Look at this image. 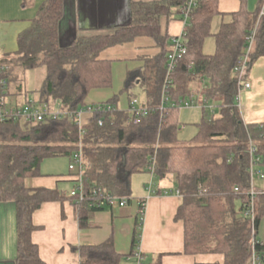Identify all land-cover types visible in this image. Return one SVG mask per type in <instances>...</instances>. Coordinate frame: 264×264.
<instances>
[{"label":"trees","instance_id":"16d2710c","mask_svg":"<svg viewBox=\"0 0 264 264\" xmlns=\"http://www.w3.org/2000/svg\"><path fill=\"white\" fill-rule=\"evenodd\" d=\"M240 9L225 14L220 0H199L187 32L188 52L171 75L167 111L162 114L163 87L168 68L171 37L168 24L176 8L187 0L133 2L132 20L114 32L78 36L68 44L61 41L60 22L64 0H47L31 25L18 36V50L4 55L8 94L19 96L22 103L35 101L64 110H75L86 104L94 89L108 88L113 83L112 60L100 54L113 46L133 41L139 36L155 39L161 51L148 57L141 70L130 72L124 91L130 100L145 93L142 105L148 112L139 124L125 125L126 113H117L114 123L100 126L96 115L89 116L84 128L83 155L87 199L80 205L74 197L55 188L32 187L28 181L43 175L41 165L50 158L71 159L79 148V127L69 118H46L33 123L24 120H0V202L12 201L17 206L18 255L15 264H47L40 247L33 240L39 228L33 215L48 201L71 200L76 207L80 228L92 226V216L105 209L90 192L102 189L132 198L135 174L148 173L155 155L156 178H170L180 192L181 203L176 219L184 224V249L188 254H222L223 263L251 264L255 249L264 264V243L257 233L264 218V190L251 196L250 140L257 146V155L264 166V123L246 124L241 116L236 71L242 50L258 22L263 0L251 11L249 0H239ZM221 18L216 31L214 20ZM214 37L215 52L207 54V38ZM264 55V17L251 52L248 73L254 62ZM45 69V79L32 92L26 90V73ZM206 78L203 97L219 104L220 115L207 118L202 109L197 133L184 142L179 137V104L194 93L197 78ZM117 99L105 102L115 103ZM18 103V104H22ZM205 188L204 191L202 189ZM158 188L156 193H158ZM254 201L255 222L245 215ZM138 221L130 255H134L142 238ZM81 264H125L111 237L100 244H84L78 248ZM154 264H162V254Z\"/></svg>","mask_w":264,"mask_h":264},{"label":"crops","instance_id":"0c3cea01","mask_svg":"<svg viewBox=\"0 0 264 264\" xmlns=\"http://www.w3.org/2000/svg\"><path fill=\"white\" fill-rule=\"evenodd\" d=\"M46 1L0 0L1 58L18 50L19 34L31 25ZM134 1L158 0H64V14L60 22L61 41L68 44L78 36L107 34L129 24L132 20L131 6ZM260 4L258 0L256 8L250 10H257ZM240 5L239 0H220L219 8L228 14L239 10ZM175 12L168 24L171 38L179 35L184 29L179 7ZM160 51L161 48L155 39L149 36H139L133 41L104 50L100 58L112 60L113 83L108 88L92 90L87 99L88 104L115 98V104L125 109L130 101L128 93L124 91L128 74L143 69L147 58L158 55ZM248 81L251 87L240 93L241 116L246 124L264 123V55L252 65ZM206 86V78H197L193 94L202 98V90ZM18 97L9 95V101L12 104L21 103ZM260 169L264 170V166ZM262 180L264 181V178ZM29 182L32 187L58 188L67 194L74 186L69 169L62 174L43 173ZM146 182L143 184L144 192L135 196L132 194L135 200L127 206L96 211L92 216V226L87 229L80 228L77 210L71 200L43 203L33 215V221L39 228L32 235L34 242L40 247L41 257L47 264H81L78 251L81 245L100 244L112 237L116 250L126 255L125 262L137 264L136 258L130 254L134 233L140 220L137 200L145 199L140 243L145 264H148L149 259V264H154L161 254L162 264L223 263L225 257L222 254L185 252L184 224L176 219L181 196L177 194L173 181L170 178H156V189L158 188L159 192L150 195ZM257 190H264V182ZM257 239L264 243V218L260 223ZM17 255V206L12 201L0 202V264H15Z\"/></svg>","mask_w":264,"mask_h":264},{"label":"built area","instance_id":"2783aa9c","mask_svg":"<svg viewBox=\"0 0 264 264\" xmlns=\"http://www.w3.org/2000/svg\"><path fill=\"white\" fill-rule=\"evenodd\" d=\"M199 0H187L184 6L179 7V10L183 17L184 29L176 36L171 38V50L168 54V68L166 79L163 87V96L160 110L162 114L167 111V106L170 101L168 96L169 87L172 83L171 75L177 67L179 61L188 52L187 47V32L186 29L189 27L192 21V16L198 8ZM264 17V0L261 4V9L258 17V22L255 28L252 30L248 37V42L242 50V57L239 65L236 68L238 74L239 82V94L238 103L240 108V93L243 90L249 89L251 83L248 81V69L250 63L251 52L253 49L258 24L260 19ZM6 66L2 64L0 57V120L14 119V120H24L33 123L40 122L46 118H69L76 122L80 131V142L79 148L72 155L68 169L72 174L74 186L70 191V196L74 197V202L77 205L82 204L88 196V192L85 187L84 172L86 168V163L83 155V145L84 138L87 135V131L84 128L86 120L89 116L96 115L98 118V123L100 126L105 125L106 122L111 121L114 123L117 117V113L124 111L126 113L125 125L139 124L143 116L148 112V108L139 101L138 98L131 99L128 106L125 109L119 108L115 103L112 102H98L86 104L75 110H64L61 107V103H57L54 107L49 104H38L31 100L30 102L18 104L11 103L9 101V81L8 78L4 76L6 72ZM199 107L201 109L207 110V118L209 120H214L220 115V106L215 102L208 100L205 97H196L195 94L189 98L182 100L179 104V108H190ZM185 127L182 126L181 129ZM249 153L251 156L250 174L252 179V189L251 196L254 197L257 193V187L255 186V177L264 178V170L260 169L263 166V161L259 155H257V146L253 140H250ZM155 155L151 158V164L148 167V173L150 175V180L147 184L148 195L156 193V173H155ZM205 188L202 189L204 191ZM92 192L94 196H97L99 201L98 205L104 207L105 209H116L120 207L127 206L130 202L134 201V198H129L128 196H122L115 194L110 191H103L102 189H93ZM177 194L180 192L177 190ZM140 207V220L143 222V213L146 205L145 199L137 200ZM245 215L250 217L252 226L255 222V206L254 201L250 205L249 209L246 210ZM136 258L137 264H144V257L140 246L132 255ZM251 264H262L261 257L254 249L251 259Z\"/></svg>","mask_w":264,"mask_h":264},{"label":"rangeland","instance_id":"374dc122","mask_svg":"<svg viewBox=\"0 0 264 264\" xmlns=\"http://www.w3.org/2000/svg\"><path fill=\"white\" fill-rule=\"evenodd\" d=\"M258 0H249L248 7L251 10H254L257 6ZM220 20L217 18L214 20L212 30L216 31L218 29ZM205 53H214L215 52V41L214 37H209L206 40ZM26 90H28V95L32 98L34 93L33 90L36 89V87H39L43 84L45 79V69H36L32 71H27L26 75ZM138 99L140 102L145 100V93L138 89ZM22 103V102H21ZM219 105V104H217ZM202 119V110L199 107H190V108H181L180 109V122H182L180 126L179 131V137L184 142L189 141L198 131L197 124L201 122ZM182 126H184V129H181ZM69 158L67 157H58V158H50L43 161L41 165V170L43 173H53V174H62L66 173L68 171V165H69ZM150 179V175L147 173H140L135 174L132 179V194L133 196L144 192L143 184ZM263 180L256 176L255 177V185L256 187H260L261 184H263ZM28 183H30L28 181ZM148 182H146V185ZM174 189V188H173ZM151 262V259L147 261L149 264ZM125 264H130L128 262H125ZM145 264V262H144Z\"/></svg>","mask_w":264,"mask_h":264}]
</instances>
